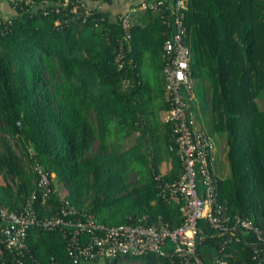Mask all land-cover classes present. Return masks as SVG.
Wrapping results in <instances>:
<instances>
[{
    "label": "trees",
    "instance_id": "trees-1",
    "mask_svg": "<svg viewBox=\"0 0 264 264\" xmlns=\"http://www.w3.org/2000/svg\"><path fill=\"white\" fill-rule=\"evenodd\" d=\"M5 1L13 12L0 14L1 203L19 211L32 192L40 196L34 173L24 169L33 149L54 174V187L61 188L42 214L57 210L60 193L78 210L74 218L114 225L145 215L148 222L178 226L180 204L161 200L154 180L161 174L172 181L182 172L171 124L159 116L170 106L161 74L162 44L174 32L170 11L133 13L127 47L120 18L139 2L87 0L93 14L84 20L82 9L75 11L70 2L63 6L65 0ZM183 12L191 76L211 112L207 132L226 139L230 173L217 177L218 201L227 214L248 217L264 230V109L257 104L264 90V0H187ZM143 61L151 66L153 83L143 78ZM163 161L169 163L165 172ZM198 225L197 253L205 264L216 257L228 264H264V246L251 232L219 234L203 218ZM26 247L23 264L71 263L58 229L30 227ZM165 251L119 264H169L171 247ZM0 264H20L1 234Z\"/></svg>",
    "mask_w": 264,
    "mask_h": 264
},
{
    "label": "built area",
    "instance_id": "built-area-1",
    "mask_svg": "<svg viewBox=\"0 0 264 264\" xmlns=\"http://www.w3.org/2000/svg\"><path fill=\"white\" fill-rule=\"evenodd\" d=\"M124 1L139 2L138 6L128 7L120 18L122 42L127 47L131 41L133 13L144 9H168L173 16L174 32L162 44L165 61L161 74L170 105L164 111L163 121L171 124L182 172L172 181L164 180L161 174L154 175V180L157 196L161 200L180 204L182 221L178 226L170 228L161 219L148 222L145 215L132 223L114 225L96 221L90 216L74 218L78 210L60 193L62 204L57 206V210L50 215L42 214L40 210L46 212L51 209L49 196L57 187L53 185L54 174L34 158L33 149H28L29 160L24 158V169L34 173L33 184L39 189L40 196L32 192L19 211L6 207L0 201L1 241L20 264H23V255L27 250L26 236L30 227L60 230L66 239V251L71 261L69 264H78L82 259L109 260L119 264L122 260L145 253L165 256L168 245L171 247L169 264H205L197 253V238L201 233L198 221L202 218L219 234L228 233L236 237L238 229L247 230L259 245L264 246V230L261 227L248 217L227 214L225 207L219 203L213 139L206 130L194 126L192 111L186 107L183 90L188 100L192 99L194 84L188 64L190 48L185 42L183 21L187 0H172L171 4H166L165 0ZM69 2L75 11L77 7L82 9L84 20L93 14L87 0H65L62 5ZM123 56L124 45L121 43L116 52L119 67L123 65ZM30 158L33 160L30 161ZM48 264L62 263L51 260ZM210 264L228 262L222 257H216Z\"/></svg>",
    "mask_w": 264,
    "mask_h": 264
},
{
    "label": "rangeland",
    "instance_id": "rangeland-1",
    "mask_svg": "<svg viewBox=\"0 0 264 264\" xmlns=\"http://www.w3.org/2000/svg\"><path fill=\"white\" fill-rule=\"evenodd\" d=\"M114 8L109 6V10L112 12ZM151 66L146 62L143 61L140 68L141 72L144 75L143 78L145 80H148L149 83L154 82V74L151 71ZM207 93V92H206ZM205 93V97H206ZM183 95L184 99L188 101V95L185 90H183ZM204 96V93L200 89V86L197 83V80L194 78V84H193V98L189 100V103L192 108V114H193V120H194V126L198 129H205L208 131V128H210L209 123H210V116L211 112L209 109V106L204 104V100L202 97ZM257 104L259 108L264 109V90L260 94V96L257 97ZM214 142V171L215 174L218 177H226L229 175L230 170L229 166L227 164L226 158H225V151H226V146H225V136L223 134L218 135L214 134L211 132H208ZM133 141L132 138L127 139L125 141V146H129V144ZM93 147H97V142L93 143ZM14 150L17 152L19 151L18 148L14 146ZM132 180V179H131ZM61 189L60 186H57V189Z\"/></svg>",
    "mask_w": 264,
    "mask_h": 264
},
{
    "label": "crops",
    "instance_id": "crops-1",
    "mask_svg": "<svg viewBox=\"0 0 264 264\" xmlns=\"http://www.w3.org/2000/svg\"><path fill=\"white\" fill-rule=\"evenodd\" d=\"M118 6L121 7L120 3L114 4V9L117 8ZM12 12L13 11H11V8L7 4V2L5 0H0V14L1 15H10ZM163 115H164V111H160L159 116L162 120H163ZM159 166L161 168V171L165 172L169 168V163L166 161H163L160 163Z\"/></svg>",
    "mask_w": 264,
    "mask_h": 264
}]
</instances>
